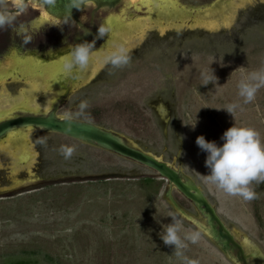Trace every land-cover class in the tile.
<instances>
[{
	"label": "rangeland",
	"instance_id": "1",
	"mask_svg": "<svg viewBox=\"0 0 264 264\" xmlns=\"http://www.w3.org/2000/svg\"><path fill=\"white\" fill-rule=\"evenodd\" d=\"M174 1L178 12L149 0L152 11L136 4L137 13L106 14L102 21L106 17L112 30L101 41L103 49L91 52L82 70L83 86L58 112L112 129L180 165L224 221L264 253V180L252 182L256 198L248 201L217 190L206 182V153L195 143L203 135L222 144L224 131L233 124L256 129L264 142V87L243 104L236 86L242 75L264 68V0ZM202 5V10L190 11ZM117 43L127 47L128 63H101L100 57ZM59 58L46 53L15 61L26 66L27 74L42 75ZM202 72L217 78L204 85ZM27 97L31 107L26 110L33 111L48 108L53 93ZM11 98L1 93L0 117L24 110L22 103L11 107ZM81 101L88 103L82 113ZM229 103L241 105L233 116L223 109ZM20 135L0 143V189L19 180L58 179L0 197V264H233L172 208L164 197L167 181L152 169L61 133L36 129ZM62 145L74 147L70 157L61 153ZM24 151L29 157L23 163L19 156ZM72 175L80 177L59 180ZM173 194L199 216L175 188ZM172 216L182 224V238L185 232H200L196 243L184 241L179 256L160 239Z\"/></svg>",
	"mask_w": 264,
	"mask_h": 264
},
{
	"label": "water",
	"instance_id": "2",
	"mask_svg": "<svg viewBox=\"0 0 264 264\" xmlns=\"http://www.w3.org/2000/svg\"><path fill=\"white\" fill-rule=\"evenodd\" d=\"M22 4L30 3L41 7L45 12H39L41 17H47L44 20L46 25L58 23L65 20H74L83 28L84 32L79 33L76 43L84 41L91 42L95 40L93 51L99 50L100 38L98 36V27L107 26L106 17L112 12L122 11V15L137 13L140 10L135 6L128 5V0H74L78 7H72L73 0H12ZM186 4H196L210 2L211 0H183ZM215 3V2H213ZM212 3V4H213ZM123 7H122V6ZM190 9L198 11L205 8ZM90 10L92 17H96L97 26L92 28L82 25V19H88L86 11ZM147 12V10L145 9ZM98 14V15H97ZM126 28V27H124ZM86 30V31H85ZM106 34L104 35V37ZM103 37V39H104ZM102 39V40H103ZM101 40V41H102ZM62 101L52 103L48 108H40L39 111H15L14 115L9 114L0 118V143L5 141L11 128L19 132L27 130L41 129L46 132H57L67 135L84 143L99 147L103 150L113 152L122 157L131 159L150 169L167 181V187L164 192L165 199L172 208L181 216L182 219L199 229L214 245L231 261L233 264H264V253L258 248L250 238L245 235H239L235 232L221 217L216 206L210 201L202 187L190 176L184 173L181 166H175L159 156L142 149L137 144L130 141L124 135L94 122L72 117L71 131L65 128L66 121L62 118L64 115L58 113V108ZM12 133V132H11ZM21 162H25L22 156H19ZM80 176L72 175L59 178L60 181L67 179L76 180ZM58 179V178H57ZM57 179H28L26 181H17L14 185L1 188L0 197L10 196L24 190L34 189L43 184L51 183ZM176 189L186 199H188L196 208L199 216L189 212L174 196L173 189Z\"/></svg>",
	"mask_w": 264,
	"mask_h": 264
},
{
	"label": "clouds",
	"instance_id": "3",
	"mask_svg": "<svg viewBox=\"0 0 264 264\" xmlns=\"http://www.w3.org/2000/svg\"><path fill=\"white\" fill-rule=\"evenodd\" d=\"M71 6L78 7L74 0ZM4 23L5 20L0 19V26ZM107 31L105 27H98V36L103 37ZM94 43L95 40L72 45L69 52L62 58L63 73L71 76L74 68L87 67ZM100 61L115 67L125 65L129 61L128 49L123 43L114 44L110 51L100 57ZM201 76L205 82L204 85L216 77L213 72L211 76L202 72ZM236 86L243 104L253 101L258 90L264 87V68L242 75ZM78 107L82 113L88 107L87 101H81ZM240 107L238 103H229L223 109L233 116ZM62 119L67 122L66 130L71 131V114L65 113ZM221 140L223 143L217 144L215 141L206 140L203 135L196 137L195 143L201 151L206 153L204 161L208 169L205 174L206 182L229 196H239L246 201L256 198L251 184L253 181L264 180V142L260 139V133L252 127L233 124L224 131ZM60 151L67 158L72 155L74 147L62 145ZM181 230L180 220L172 216V222L163 227L162 235L159 234L165 245L174 246L178 256L181 254L180 250L186 247L184 241L196 243L200 237L199 231H191L185 232L182 238ZM188 264H197V262L192 260Z\"/></svg>",
	"mask_w": 264,
	"mask_h": 264
},
{
	"label": "flooded vegetation",
	"instance_id": "4",
	"mask_svg": "<svg viewBox=\"0 0 264 264\" xmlns=\"http://www.w3.org/2000/svg\"><path fill=\"white\" fill-rule=\"evenodd\" d=\"M166 1L171 2V0ZM167 6L171 13L178 12L173 10L172 4L168 3ZM177 7H179L178 4ZM40 11L45 12L41 7L30 3L22 4L19 1L14 3L12 0H0V19L5 20L3 26H0V67L2 66L3 69L0 70V86L4 88L0 90V95L3 93V95L7 94L8 97H12L11 99L14 102L10 101L11 107L22 103L20 108L26 110L31 107L27 104L29 103L27 95L31 96L47 90L53 93L51 102L54 103L61 100L62 105L67 97L71 96L78 87L83 86L80 82L85 77L86 73H82V70L86 69V67L83 69L74 68L72 75L68 76L63 73L61 70L62 64L57 60L51 67L46 69L44 74H35L32 71L29 75L25 71L26 66L15 61V57L21 55L41 58L46 53L56 54L63 58L69 52L71 46L76 44V38L79 33L84 32L81 25L74 20H65L46 25L44 20L47 17H41ZM86 13L88 19H82V25L89 28L97 26L96 17H92L91 11L88 10ZM52 29H54V33L51 32ZM103 37L100 38L99 44ZM100 49H103V47H100ZM39 63L34 64L37 66ZM79 84L80 86H78ZM18 98L21 99L19 100ZM11 107L5 108L3 112L8 113L7 110L11 109ZM33 109H38L39 111L40 108L36 107ZM19 110L18 108L15 111ZM15 139L16 137L10 140L15 141ZM26 154L28 158L29 154L27 151H24L20 156L24 158Z\"/></svg>",
	"mask_w": 264,
	"mask_h": 264
},
{
	"label": "bare ground",
	"instance_id": "5",
	"mask_svg": "<svg viewBox=\"0 0 264 264\" xmlns=\"http://www.w3.org/2000/svg\"><path fill=\"white\" fill-rule=\"evenodd\" d=\"M135 1H136V2H135ZM135 1H134V3H133L131 0H128V4H130V5H132V6H133V5L135 6L136 4H140V7L143 6V5H145L146 8H148L149 11H150V10L152 11V8L150 7V4L148 3L149 0H138V1L135 0ZM156 1H157L158 3H160V5H161L162 7L167 6L168 3H169L170 5L174 3V2H173L174 0H173V1L171 0V2H170V1L168 2V1H166V0H156ZM137 2H138V3H137ZM146 2H147V3H146ZM137 6H138V5H137ZM138 7H139V6H138ZM173 10H176V9L173 8ZM176 11H177V10H176ZM58 61L61 62L60 64H62V59H61V60H58ZM32 62H33V61H32ZM38 63H39V62H38ZM35 66H36V65H35ZM53 80H54V79H53ZM58 80H59V78H58ZM58 80H57V81H58ZM50 84H51V83H50ZM54 85H55V83H54ZM52 86H53V85H52ZM56 86H57V85H56ZM17 133H18V135L20 134V132H15V135H16ZM8 135H9V137L7 136L6 138L14 139V137H15V135H14L13 133H11V132H10V134H8ZM20 136H21V135H20ZM6 138H5V139H6Z\"/></svg>",
	"mask_w": 264,
	"mask_h": 264
},
{
	"label": "snow or ice",
	"instance_id": "6",
	"mask_svg": "<svg viewBox=\"0 0 264 264\" xmlns=\"http://www.w3.org/2000/svg\"><path fill=\"white\" fill-rule=\"evenodd\" d=\"M34 111H38V109H35ZM0 118H2V117H0Z\"/></svg>",
	"mask_w": 264,
	"mask_h": 264
},
{
	"label": "crops",
	"instance_id": "7",
	"mask_svg": "<svg viewBox=\"0 0 264 264\" xmlns=\"http://www.w3.org/2000/svg\"><path fill=\"white\" fill-rule=\"evenodd\" d=\"M20 181V180H19Z\"/></svg>",
	"mask_w": 264,
	"mask_h": 264
}]
</instances>
